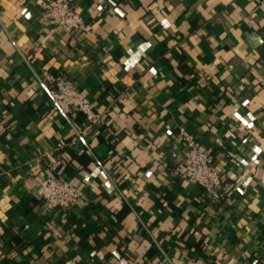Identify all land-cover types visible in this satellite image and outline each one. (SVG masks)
Returning a JSON list of instances; mask_svg holds the SVG:
<instances>
[{"label":"crops","instance_id":"crops-1","mask_svg":"<svg viewBox=\"0 0 264 264\" xmlns=\"http://www.w3.org/2000/svg\"><path fill=\"white\" fill-rule=\"evenodd\" d=\"M0 0V264H264V0ZM89 90L101 124L53 111L44 73ZM180 127L222 199L173 176ZM84 193L46 210L42 180Z\"/></svg>","mask_w":264,"mask_h":264},{"label":"built area","instance_id":"built-area-1","mask_svg":"<svg viewBox=\"0 0 264 264\" xmlns=\"http://www.w3.org/2000/svg\"><path fill=\"white\" fill-rule=\"evenodd\" d=\"M43 18L53 23L57 29L69 35L90 33L91 24L77 12L70 0H49L43 3ZM45 88L52 100L53 111L70 120L72 113L81 114L87 124L78 131L70 145L86 144L88 132L99 126L102 115L97 113L90 101L89 90L79 87L72 79L44 73ZM178 137L182 142V159L174 166L173 176L181 181L198 185L209 193L213 200L220 201L223 197L222 175L215 165V157L202 148L200 141L187 130L180 127ZM39 193L46 210H68L84 199V193L65 178L48 176L40 183Z\"/></svg>","mask_w":264,"mask_h":264},{"label":"trees","instance_id":"trees-1","mask_svg":"<svg viewBox=\"0 0 264 264\" xmlns=\"http://www.w3.org/2000/svg\"><path fill=\"white\" fill-rule=\"evenodd\" d=\"M6 264H17V263H6Z\"/></svg>","mask_w":264,"mask_h":264}]
</instances>
